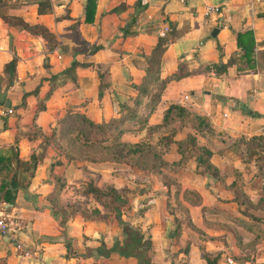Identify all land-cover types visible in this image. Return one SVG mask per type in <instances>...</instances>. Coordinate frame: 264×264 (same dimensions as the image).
<instances>
[{
  "label": "crops",
  "instance_id": "crops-1",
  "mask_svg": "<svg viewBox=\"0 0 264 264\" xmlns=\"http://www.w3.org/2000/svg\"><path fill=\"white\" fill-rule=\"evenodd\" d=\"M41 1L46 0L0 4V14L43 27L52 36L45 40L0 18V108L13 111L0 129V205L31 254L21 258L14 244L0 236V264H226L228 258L234 264H264V203H259L264 176L245 162L242 144L264 136V0H188L185 5L96 0L90 21L86 0H48L52 10L45 15L38 12ZM209 8L219 12L208 13ZM164 27L169 28L165 35ZM161 39L168 44L159 70V87L166 82L160 101L150 112L151 97L144 99L121 141L158 145L169 133L175 141L196 136L198 145L212 152L210 163L220 179L199 174L191 152L182 169L163 171L179 185L178 192L159 174L69 160L47 141L70 113L94 124L117 119L119 106L137 97L132 85L142 83L146 58ZM238 40L255 44L254 69L241 64L221 76L208 71L243 55ZM93 47L99 50L88 55ZM73 63L79 65L73 78L62 77ZM175 75L180 79L173 80ZM56 77L64 83L51 92ZM173 105L205 118L211 130L196 133L190 122H178L152 132ZM180 159L171 145L164 160ZM14 175L16 191L11 188ZM89 181L122 196L120 217L83 194ZM234 184L249 206L234 201ZM120 220L150 243L144 261L111 251L116 242L120 247L125 242ZM101 249L111 251L109 256H100Z\"/></svg>",
  "mask_w": 264,
  "mask_h": 264
},
{
  "label": "trees",
  "instance_id": "trees-1",
  "mask_svg": "<svg viewBox=\"0 0 264 264\" xmlns=\"http://www.w3.org/2000/svg\"><path fill=\"white\" fill-rule=\"evenodd\" d=\"M95 2L96 0H86V21H90L88 16L92 15L94 12ZM51 10L52 8L48 0L39 2L38 12L40 15L49 14ZM0 18L29 34L39 35L45 40H52V36L43 27H32L23 23L20 19L9 18L2 14H0ZM124 35H127V33ZM237 42L243 47V55L239 56V58L233 56L226 64H215L210 68H207V70L213 71L216 76L225 74L227 70L234 65L245 64L249 70H253L255 67V44L252 43L248 47L244 46L240 40ZM167 44L168 42L165 39L159 40L158 45L152 51L151 55L146 58L147 68L142 83L139 86L132 85V88L138 92V95L132 100L131 105L119 106V117L117 119H112L106 123L94 124L83 115L70 113L59 122L57 132H55L47 141L55 142L58 151L69 160H81L90 163H116L135 167L140 171L159 174L162 176L164 184L167 187L173 185L178 189L177 192L180 188L179 185L163 175V171H179L186 163L188 154L194 152L196 154L198 173L206 174L215 180H219L220 173L218 169L210 163L212 152L206 147L199 146L196 136H192L191 134H188L183 140L175 141V134L169 133L159 140L158 145H152L147 142L129 144L121 141L122 137L129 132V125L135 122L138 118L139 110L143 105L144 99L146 97H151L149 103L150 112L156 108L160 101V93L166 82L159 87V70L161 59ZM83 45L86 46L85 43H83ZM98 50V47H93L89 49L88 55H92ZM12 66L13 62L7 68ZM77 67H79V65L73 63L70 69L62 74V77L65 76L66 78L72 79ZM240 70L242 69L240 68ZM100 77L102 78V73L100 74ZM172 79L178 80L180 79V76L175 75ZM52 80L51 92L64 83V79L59 81L60 79L58 77L53 78ZM245 115L249 117L257 116L250 112H245ZM178 122L181 124L190 122L196 133L211 130L210 125L205 118L190 113L180 106L174 105L170 106L165 111L162 124L151 127L150 130L152 132L167 131V129ZM243 141L244 140H242V142ZM251 142H257L258 144L264 143V136L252 137L247 140L245 142L247 146L246 151H249L252 148ZM171 145L176 146L177 153L181 157L179 162L173 164H169L164 160V156ZM16 162L17 164L20 163L19 160ZM36 164V160H33L31 162V168L34 169ZM15 177L16 176L14 175L11 180V188L14 191L17 189V186L14 183ZM61 188L62 186L59 185L58 189L51 197V200H53L52 198H56L58 190ZM232 192L234 195V201L238 205L249 206V198L236 186V184L232 185ZM83 194L91 195L97 203L101 204L106 212L113 213L116 217L121 216L120 208L125 204V201L113 188L99 189L92 181H89L85 186V189H83ZM9 200H12V198L10 197ZM259 203H264V197L259 200ZM67 222L68 214H65L60 223L62 229L66 228ZM120 224L122 225L125 242L121 247L118 242H116L111 251L117 252L122 257H134L137 259L139 258L141 262L144 261L146 254L151 249L150 243L144 240L143 235L138 229L130 224H125L122 220H120ZM111 251L106 253L101 249L99 250V255L107 257Z\"/></svg>",
  "mask_w": 264,
  "mask_h": 264
},
{
  "label": "built area",
  "instance_id": "built-area-1",
  "mask_svg": "<svg viewBox=\"0 0 264 264\" xmlns=\"http://www.w3.org/2000/svg\"><path fill=\"white\" fill-rule=\"evenodd\" d=\"M173 2L185 5L188 0H171ZM217 13L219 12L218 8H209L208 13ZM167 32H169L168 27L163 28V35H165ZM13 115V111L9 108H0V129H1V122L2 119L7 118L9 116ZM0 236L6 238L8 241H10L12 244H14L15 249L17 250L19 256L21 258H28L31 256L30 252L27 251L17 240V237L15 235V232L11 228V224L9 221V218L5 215V213L2 210V207L0 205ZM226 264H234L231 259L226 260Z\"/></svg>",
  "mask_w": 264,
  "mask_h": 264
},
{
  "label": "rangeland",
  "instance_id": "rangeland-1",
  "mask_svg": "<svg viewBox=\"0 0 264 264\" xmlns=\"http://www.w3.org/2000/svg\"><path fill=\"white\" fill-rule=\"evenodd\" d=\"M245 142V140L242 142V144H244L243 159L247 164L249 163L252 171H257L264 176V143L258 144L257 142H251L252 148L246 151L247 146Z\"/></svg>",
  "mask_w": 264,
  "mask_h": 264
}]
</instances>
